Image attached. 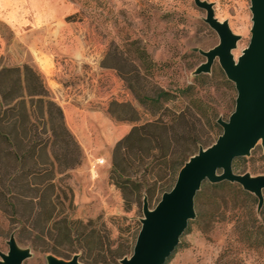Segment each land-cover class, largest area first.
<instances>
[{
  "label": "rangeland",
  "instance_id": "374dc122",
  "mask_svg": "<svg viewBox=\"0 0 264 264\" xmlns=\"http://www.w3.org/2000/svg\"><path fill=\"white\" fill-rule=\"evenodd\" d=\"M31 1L41 21L35 22L26 6L23 11ZM205 1L240 37L233 50L238 61L251 40V0ZM206 16L195 0H0V72L26 66L38 71L82 152V163L64 170L77 147L69 140L74 156L66 157L38 120L48 148L28 159L25 171H54L56 189L46 186L48 175L13 188L22 194L15 200L18 212L0 200L3 253L14 235L19 248L30 253L22 264H48L51 255L66 260L57 255L62 253L91 264H121L132 256L144 199L154 209L175 186L181 164L213 145L223 134L218 120L228 121L236 109V85L218 58L210 73L196 74L207 58L195 49L220 44ZM154 123L159 125L149 126ZM136 127L143 128V140L135 138L116 155L117 144ZM14 143L3 141V153L13 151ZM12 161L4 156L0 168L9 171ZM246 170L264 176V157L250 161ZM212 185L203 183L197 216L166 264H264V246H250L244 235L252 225L264 228L257 202ZM49 197L55 218L37 223L28 218L29 211L48 205ZM64 218L74 230L73 241Z\"/></svg>",
  "mask_w": 264,
  "mask_h": 264
},
{
  "label": "water",
  "instance_id": "95a60500",
  "mask_svg": "<svg viewBox=\"0 0 264 264\" xmlns=\"http://www.w3.org/2000/svg\"><path fill=\"white\" fill-rule=\"evenodd\" d=\"M206 10L205 22L220 37V44L209 51H199L207 58L196 71L197 75L210 73L218 58L228 79L235 83L238 92L236 109L228 121L219 119L223 134L208 148H201L179 172L175 186L165 192L154 209L144 199V218L131 257L123 258L121 264H166L180 244L181 237L190 221L197 216L195 200L204 182L236 183L258 200V210L264 205V176L234 172V161L250 157L253 150L264 148V0H251L253 26L249 46L236 61L233 50L240 37L235 35L227 22L215 16L213 5L205 0H195ZM8 254L0 250V264H22L29 256L19 248L15 236H11ZM48 264H85L79 255L70 260L54 255Z\"/></svg>",
  "mask_w": 264,
  "mask_h": 264
},
{
  "label": "trees",
  "instance_id": "16d2710c",
  "mask_svg": "<svg viewBox=\"0 0 264 264\" xmlns=\"http://www.w3.org/2000/svg\"><path fill=\"white\" fill-rule=\"evenodd\" d=\"M13 82L15 87L9 88V83ZM169 95V93H165ZM43 121L44 129L50 132V140L55 145H59L65 149L66 157H73L72 151L69 147V140L73 141L77 147V155L73 160L67 163L64 170L74 169L82 163V152L79 148L74 136L69 131L65 123V115L62 107L54 101L51 91L47 87L44 78L38 71H34L29 66L24 68V71L19 69H10V71L0 72V146L3 141L9 142L14 140L13 151L3 153V149L0 147V158L2 161L4 156H10L13 164H9V171H3L0 168V200L7 203L13 211L18 212L17 204L15 200L22 199V194H19L13 190L23 183V186H30V179H44L47 178V185L49 189H56L54 171L50 169H43L38 167H32L26 170V161L28 159H34L38 151H44L48 148V144L43 139H40L38 128ZM158 126V123H154L149 126ZM9 126H12V130L9 131ZM143 128L136 127L132 132L123 140H121L116 146V155L122 151L125 144L131 143L135 138L143 140L139 136ZM172 140V138H170ZM49 141V139H48ZM24 143L27 144V149H24ZM17 148V149H16ZM263 148L258 145L252 152V155L245 158H238L234 161V170L241 174L247 172L246 167L250 161L264 157ZM5 154V155H4ZM186 161L181 164V169L185 165ZM116 171L120 170L119 163L117 160L114 163ZM37 166V163H36ZM122 173V171L120 170ZM27 175V176H26ZM26 176V177H25ZM212 187H228L236 194L243 198L252 197L257 204L259 200L252 195V193L246 192L242 189L239 184L222 182ZM50 201L48 205L42 206L37 211H29L28 218L34 222L39 221H52L54 217V201L51 197L48 198ZM44 199V203H45ZM50 204V205H49ZM28 213V212H27ZM260 215H264V205L259 211ZM65 224L66 236L70 240H75V234L70 223L67 222L66 218L62 221ZM192 221H190L191 223ZM244 235H247V239L250 242V246L257 248L264 246V228L259 225H252ZM66 260L72 259V253L70 254H57ZM172 257V256H171ZM85 264H91L86 262Z\"/></svg>",
  "mask_w": 264,
  "mask_h": 264
},
{
  "label": "crops",
  "instance_id": "0c3cea01",
  "mask_svg": "<svg viewBox=\"0 0 264 264\" xmlns=\"http://www.w3.org/2000/svg\"><path fill=\"white\" fill-rule=\"evenodd\" d=\"M34 4V2H30V4H27L26 2L23 4L24 5V9H23V11L25 10V6H26V8L29 10V12H34V14H35V18H34V20H35V22H37V20L38 21H41V17H42V15H41V11L39 10L38 12H37V10L36 9H34L33 7H32V5ZM32 10V11H31ZM38 13V14H37ZM50 14V13H49ZM38 18V19H37ZM105 163V160H101V161H99V165H101V164H104Z\"/></svg>",
  "mask_w": 264,
  "mask_h": 264
}]
</instances>
